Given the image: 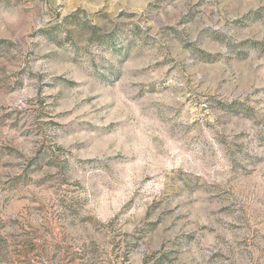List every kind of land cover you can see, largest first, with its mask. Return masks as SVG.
<instances>
[{
	"label": "rangeland",
	"instance_id": "374dc122",
	"mask_svg": "<svg viewBox=\"0 0 264 264\" xmlns=\"http://www.w3.org/2000/svg\"><path fill=\"white\" fill-rule=\"evenodd\" d=\"M0 264H264V0H0Z\"/></svg>",
	"mask_w": 264,
	"mask_h": 264
}]
</instances>
